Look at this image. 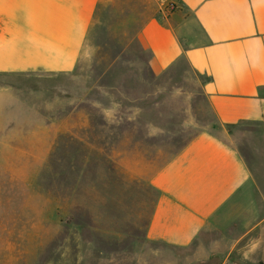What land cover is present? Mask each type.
<instances>
[{"label": "crops", "instance_id": "crops-1", "mask_svg": "<svg viewBox=\"0 0 264 264\" xmlns=\"http://www.w3.org/2000/svg\"><path fill=\"white\" fill-rule=\"evenodd\" d=\"M0 103L5 166L91 136L156 191L148 242L194 252L140 264H264V0H0Z\"/></svg>", "mask_w": 264, "mask_h": 264}, {"label": "rangeland", "instance_id": "rangeland-1", "mask_svg": "<svg viewBox=\"0 0 264 264\" xmlns=\"http://www.w3.org/2000/svg\"><path fill=\"white\" fill-rule=\"evenodd\" d=\"M102 28L95 24L90 35L87 68L112 56L100 48L113 44ZM7 105L3 113H12ZM87 140L57 143L49 166L0 162V264H140L152 249L182 260L191 255L194 249L148 242L156 191L124 168L110 143Z\"/></svg>", "mask_w": 264, "mask_h": 264}]
</instances>
